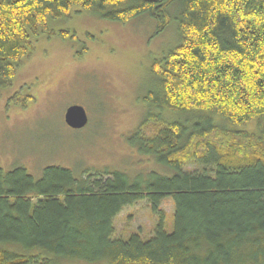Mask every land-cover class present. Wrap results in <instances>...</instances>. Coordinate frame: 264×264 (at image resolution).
<instances>
[{
  "label": "trees",
  "instance_id": "trees-1",
  "mask_svg": "<svg viewBox=\"0 0 264 264\" xmlns=\"http://www.w3.org/2000/svg\"><path fill=\"white\" fill-rule=\"evenodd\" d=\"M174 4L179 42L152 62L157 88L144 99L197 117L161 121L152 133L146 118L128 139L172 174L0 170V264H264V0H0V89L32 55L39 29L73 8L118 23L147 15L159 34ZM212 115L233 127L257 120L258 134L224 129ZM191 162L202 172L184 171ZM142 200L157 215L153 235L114 238L115 218Z\"/></svg>",
  "mask_w": 264,
  "mask_h": 264
},
{
  "label": "rangeland",
  "instance_id": "rangeland-1",
  "mask_svg": "<svg viewBox=\"0 0 264 264\" xmlns=\"http://www.w3.org/2000/svg\"><path fill=\"white\" fill-rule=\"evenodd\" d=\"M177 9V4L169 8V24L159 34V23L147 15L118 23L76 13L78 8L65 18L50 20L46 31L40 28L32 55L17 69L11 85L0 89V170L22 167L36 179L46 166L67 168L76 177L86 169L105 167L133 181H146L151 173L170 176L168 168L138 153L128 139L146 118L152 122L146 132L152 133L161 121L190 125L197 117L156 109L144 99L157 88L152 62L179 42ZM72 105L81 106L87 115L82 129L64 122V112ZM211 120L227 130L258 134L257 120L237 127L216 115ZM202 169L192 162L183 166L187 172ZM160 209L164 231L171 233L172 198H164ZM156 224L157 215L142 200L118 214L113 237L126 240L138 234L146 240Z\"/></svg>",
  "mask_w": 264,
  "mask_h": 264
},
{
  "label": "water",
  "instance_id": "water-1",
  "mask_svg": "<svg viewBox=\"0 0 264 264\" xmlns=\"http://www.w3.org/2000/svg\"><path fill=\"white\" fill-rule=\"evenodd\" d=\"M64 122L71 129H82L88 123L87 115L81 106H69L64 112Z\"/></svg>",
  "mask_w": 264,
  "mask_h": 264
}]
</instances>
